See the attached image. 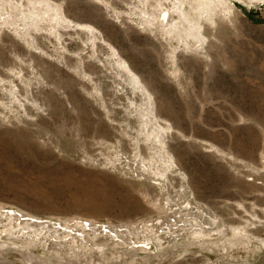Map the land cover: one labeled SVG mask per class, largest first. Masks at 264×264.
<instances>
[{"label": "rangeland", "instance_id": "374dc122", "mask_svg": "<svg viewBox=\"0 0 264 264\" xmlns=\"http://www.w3.org/2000/svg\"><path fill=\"white\" fill-rule=\"evenodd\" d=\"M158 1L174 6L0 0V264H264V0H226L201 41L152 24ZM144 125L174 158L163 176Z\"/></svg>", "mask_w": 264, "mask_h": 264}, {"label": "bare ground", "instance_id": "6f19581e", "mask_svg": "<svg viewBox=\"0 0 264 264\" xmlns=\"http://www.w3.org/2000/svg\"><path fill=\"white\" fill-rule=\"evenodd\" d=\"M143 1V0H142ZM174 6L172 8H165L166 6H163L162 3L160 1H158V5L156 6L157 8V12L156 15L152 14L151 17L153 19H156L155 22H152V24H156V23H160L162 25H167L168 28L167 30L170 31H175L178 35L179 38L181 39V36L184 35H188L191 34L194 36V38L197 41H201L204 40L205 37V22H209V24L212 25V27L216 26V19H217V15L219 13H222L223 17L226 18L228 21H232L233 17H234V7L233 4L226 1V0H174ZM194 4L195 7L192 5ZM162 6L164 8H162ZM55 7V6H54ZM54 10H52V13L54 15L53 18H58V22L64 21L63 26H59L60 28L65 27V28H71L74 30H78V25L77 24H71L70 21H66V17H62L61 15H63L58 9L54 8ZM29 11V10H28ZM172 11L177 12V17L180 18L177 21H173V15H172ZM57 14H59V17H57ZM31 16V15H30ZM35 18H40V16H38V14H35ZM34 18V19H35ZM162 18V19H160ZM31 19V17H30ZM33 19V18H32ZM57 20V19H56ZM54 20V22L56 21ZM37 21V20H36ZM66 21V22H65ZM70 23V24H69ZM57 24V23H55ZM180 24L182 26V28H180ZM59 25V24H58ZM57 27V26H55ZM81 27V26H80ZM142 27V26H141ZM58 28V27H57ZM81 29V28H80ZM141 29V28H140ZM56 30V29H55ZM58 31V30H57ZM80 31V30H79ZM81 31H83L84 33L90 32L92 34V37L94 38H99L102 39L105 43L106 40L102 37H100L99 35H97V33L94 31V29L92 27H82ZM26 32V31H25ZM19 34V33H18ZM80 38V37H79ZM82 38V37H81ZM80 38V39H81ZM206 38V37H205ZM96 40V39H95ZM183 40V39H182ZM87 41V40H86ZM92 41V40H91ZM100 41V40H97ZM102 41V42H103ZM34 42L32 39L30 41V44L34 47ZM93 42V41H92ZM86 43V42H85ZM94 43V42H93ZM108 43V42H107ZM91 45V44H90ZM112 46V45H111ZM110 45L108 47H111ZM65 48V47H64ZM85 48H83L84 50ZM111 50V49H110ZM96 51V50H95ZM47 53V52H46ZM175 54H178L177 52H175ZM173 54L175 57L176 55ZM77 57H79L78 59L82 60L84 59V56L82 55V53H78ZM87 57V56H86ZM93 58V62L95 61V65L99 68V69H105L107 67V61L112 65V66H117V70H116V75L117 77H123L127 76L130 79V87H132L133 90H139L141 92V95H143L149 104L150 110L149 112H152L155 115V109H154V99L150 96V94L147 91V88L145 86V84H143L140 80V78L133 72V70L131 69V67L129 66V64L127 63V61L121 57V55L118 53V51H114L111 50L110 55L108 56V59L110 58V60H103L102 58L98 57V54H94L92 56ZM107 57V56H106ZM91 58V57H90ZM170 60V59H169ZM79 61V60H78ZM175 66H178V62L175 59L174 61ZM78 67L77 72L79 73H85L83 76L89 78V74L86 72L87 71V64L85 62L80 61V63H78V65H76ZM112 68V67H111ZM119 78V79H121ZM91 80H99L97 77H93L91 78ZM123 79V78H122ZM87 83V81H86ZM97 85H93L94 90L97 88L96 86H98V83H96ZM103 85V83L100 81L99 82V91L102 92L101 86ZM118 85V84H116ZM120 86V85H118ZM117 86V87H118ZM91 87V86H90ZM53 88V87H52ZM87 88V87H86ZM112 88V87H111ZM96 91V90H95ZM122 93V96L125 97L126 99H129V105H126V107L128 108V110H130V107L133 106L134 102H135V97H129L127 95V93L124 90L120 91ZM93 94V93H92ZM95 94V93H94ZM96 95V94H95ZM98 95V94H97ZM102 95V94H101ZM103 96V95H102ZM98 97V96H97ZM102 98V97H101ZM100 99V97H99ZM36 101V100H35ZM98 101V100H97ZM100 101V100H99ZM37 103V102H36ZM102 103V102H101ZM101 103H97V104H101ZM33 104V103H32ZM41 104V102H40ZM40 106V105H39ZM41 108V107H40ZM43 110V109H40ZM107 110H109V108H107ZM106 111V110H105ZM157 119V118H156ZM154 123L156 125H159L158 120H153L150 121L148 118H146L145 123ZM167 122V121H166ZM145 126V125H144ZM161 126V125H160ZM167 128L169 127L168 125H165ZM166 130V128H165ZM146 126L142 129L141 132V139L144 140V145L147 148H152L153 151L151 153V158L149 159V161L147 163L143 162L144 165H148V168H150L151 163H153L154 160H156V162H160L161 165H158L155 167L152 166L151 169L153 171V173H156L160 176H163L167 173V171H171L174 168V158L171 155L168 146L166 145V142L164 144L165 141V136L161 133H159L160 131H158L157 136H155L153 139L151 134L146 132ZM46 132V131H45ZM154 132V131H153ZM45 136V135H44ZM137 141L139 139H136ZM137 141H135L134 143V147L136 149H138V144ZM135 153V152H134ZM139 154V153H138ZM150 169V170H151ZM172 175V174H171ZM166 181V180H165ZM160 195V194H159ZM160 200V199H159ZM165 209V208H164ZM12 222V221H11ZM142 224V223H141ZM148 224V223H147ZM26 225V224H25ZM28 226V225H27ZM151 227V226H150ZM149 227V229H150ZM41 228V227H40ZM142 228V227H141ZM140 228V229H141ZM148 228V227H147ZM15 229V228H13ZM13 229H10L8 231V236L12 237L14 235V231H12ZM145 229V228H144ZM43 230V229H42ZM30 231V230H29ZM150 231V230H149ZM152 231V230H151ZM16 232V231H15ZM19 233V232H18ZM21 233V232H20ZM42 233V232H41ZM120 233V232H119ZM148 233V232H147ZM238 233V232H237ZM22 234V233H21ZM40 234V233H38ZM95 234V233H94ZM25 235V234H24ZM122 235V234H121ZM144 235V234H143ZM150 235V233H149ZM27 236V234H26ZM40 236V235H39ZM108 236V235H107ZM139 236V235H138ZM151 236V235H150ZM155 236V235H154ZM124 238V237H123ZM128 238V237H127ZM132 238H134L132 236ZM144 238V237H143ZM20 239V238H19ZM25 239V238H24ZM18 240V239H17ZM37 240V239H36ZM125 240V238H124ZM132 240V239H131ZM136 240V239H135ZM139 240V239H137ZM112 241V240H111ZM126 241V240H125ZM134 241V240H133ZM140 241V240H139ZM144 241V240H143ZM17 242V241H16ZM99 242V241H98ZM97 242V243H98ZM101 242V241H100ZM115 242V241H114ZM122 242V241H121ZM4 243V242H3ZM102 243V242H101ZM119 243V242H117ZM136 243V242H135ZM31 245V244H30ZM106 245V243H105ZM121 245V244H120ZM103 246V245H102ZM108 246V245H106ZM106 246H104L106 248ZM140 246V245H138ZM131 247V246H130ZM141 248V246H140ZM144 249V248H142ZM99 250V249H98ZM102 250V249H101ZM100 250V252H101ZM89 251V250H88ZM87 251V252H88ZM95 253V252H93ZM98 253V252H97Z\"/></svg>", "mask_w": 264, "mask_h": 264}]
</instances>
